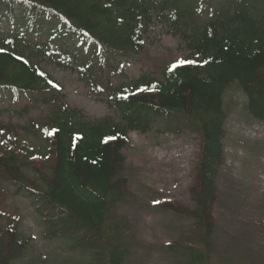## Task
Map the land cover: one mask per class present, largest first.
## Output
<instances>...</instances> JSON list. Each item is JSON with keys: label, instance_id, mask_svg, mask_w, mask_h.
<instances>
[{"label": "trees", "instance_id": "trees-1", "mask_svg": "<svg viewBox=\"0 0 264 264\" xmlns=\"http://www.w3.org/2000/svg\"><path fill=\"white\" fill-rule=\"evenodd\" d=\"M212 1L213 16L201 23L195 18L204 0H0V19L12 20L18 12L24 20L14 35H0V94L47 93L59 100L58 91L48 83L54 81L30 56L35 49L24 31L30 32L37 19L79 33L92 51L97 46L101 57L138 52L143 30L156 14L181 35L192 58L191 63L167 68L163 82L143 78L111 90L118 119L88 122L66 110L64 116L52 115L44 126L48 153L40 160L27 161L35 168L31 177L22 173L20 155L0 152V179L12 183L14 196L29 201L44 227L43 238L62 241L78 254L88 255L84 264L121 263L123 255L115 245L113 229H108L112 205L124 200L120 151L127 145L128 131L144 133L158 117L178 119L200 135L194 192L200 196V208L194 216L205 232L203 246H207L210 231L204 209L213 196L212 183L223 149L225 90L237 84L246 98L247 113L264 124V0ZM38 50L54 58L49 46ZM68 58V64L76 62L72 55ZM92 72L93 67H88V82ZM159 208L178 210L170 204ZM18 219L0 218V245L4 246L0 264H11L10 254L17 257L28 244L18 233ZM6 246L9 255L3 252ZM206 256L207 249L192 258L203 262Z\"/></svg>", "mask_w": 264, "mask_h": 264}, {"label": "rangeland", "instance_id": "rangeland-1", "mask_svg": "<svg viewBox=\"0 0 264 264\" xmlns=\"http://www.w3.org/2000/svg\"><path fill=\"white\" fill-rule=\"evenodd\" d=\"M168 29L167 24L154 20L139 54L109 60V67H96L94 82L99 85L98 94L80 80L77 72L56 60L42 61L46 72L62 88V103L47 93L21 96L15 101L1 95L0 148L11 142L16 149L25 150L19 156L24 161L20 169L31 177L35 168L27 161L48 153L40 133L52 115L64 116L67 110L77 111L75 118L88 122L115 118V110L107 101L110 83L117 86L142 76L161 80L169 64L189 56L183 42L168 34ZM9 32L10 25L1 20L0 33ZM30 37L31 43L47 40L46 35L44 40ZM69 41L73 38L61 40L57 36L50 44L55 48L66 44L70 49L76 42ZM84 58L85 55L79 59ZM96 62L93 58L92 63L97 65ZM120 63L122 72L111 69ZM245 106L243 92L232 84L223 97V152L212 183L213 196L204 209L210 231L206 247L205 232L194 216L200 208V196L194 193L198 187L200 135L183 123H175L176 127L181 124L175 128L161 119H156L146 133L128 134V144L120 152L124 160V200L112 205L109 214L113 221L108 227L113 229L115 245L123 255L120 264H264V125L254 121ZM0 189V213L17 216L18 233L28 240L23 253L17 257L10 254L11 264L85 263L88 255L78 254L62 241L43 238L44 227L25 197L14 196L6 183L0 184ZM162 204L178 210L162 211L158 208ZM112 232L109 237L113 240ZM3 248L0 245V250ZM205 248V261L192 258L205 252ZM3 252L9 255L7 246Z\"/></svg>", "mask_w": 264, "mask_h": 264}, {"label": "snow or ice", "instance_id": "snow-or-ice-1", "mask_svg": "<svg viewBox=\"0 0 264 264\" xmlns=\"http://www.w3.org/2000/svg\"><path fill=\"white\" fill-rule=\"evenodd\" d=\"M186 63H190L189 61H179L177 65H173V68L177 67L178 65H183ZM48 83L55 89H57V91H59V86L57 84H55L54 82H52L51 80L48 81Z\"/></svg>", "mask_w": 264, "mask_h": 264}]
</instances>
